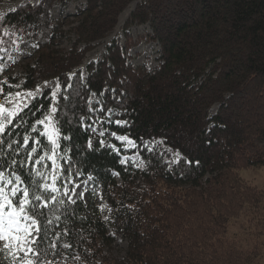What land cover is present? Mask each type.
Segmentation results:
<instances>
[{
    "label": "trees",
    "instance_id": "trees-1",
    "mask_svg": "<svg viewBox=\"0 0 264 264\" xmlns=\"http://www.w3.org/2000/svg\"><path fill=\"white\" fill-rule=\"evenodd\" d=\"M66 1L25 3L0 17V51L21 41L36 46L12 85L0 82L1 97L58 79L59 99L71 83L75 92L61 101L57 123L72 139L62 147L68 143L72 150L73 175L82 173L78 181L90 176L93 187L89 201L68 203L57 193L65 204H49L46 217L53 227L38 245L48 250L42 259L264 264V189L241 176L242 170L264 167V0H140L124 24V44L113 38L102 59L86 65V75L81 65L88 53L137 0H85L74 14L52 18L54 5ZM147 24L151 33L129 35L130 27ZM144 38L160 44L158 64L150 69L128 63V52ZM92 96L98 102L88 104ZM51 99L45 90L19 112L15 138L29 134L48 150L32 126L44 118ZM110 109L107 136L120 151L101 149L99 141L87 149L94 131L82 129L77 118L96 122ZM110 134L129 136L135 148L125 149ZM163 145L180 154L175 163L167 161ZM20 152L18 161L27 155ZM135 152L141 166L124 159ZM13 156L8 154L6 166ZM17 171L29 184L36 180L30 168ZM103 202L111 206L107 218L98 207ZM119 237L127 243L125 255L113 258Z\"/></svg>",
    "mask_w": 264,
    "mask_h": 264
},
{
    "label": "snow or ice",
    "instance_id": "snow-or-ice-1",
    "mask_svg": "<svg viewBox=\"0 0 264 264\" xmlns=\"http://www.w3.org/2000/svg\"><path fill=\"white\" fill-rule=\"evenodd\" d=\"M75 75V74H73ZM80 79H82V74ZM47 84V82H45ZM59 91V85L57 86ZM75 92L73 85H65L64 92L57 99V92H51L52 99L49 101L50 113L43 119H38L32 126V132L38 137H44L48 141L47 151H44L40 139H33L31 135L24 134L22 137L17 133L13 136V129L18 125L13 124L14 119H20V114L9 111L0 104V256L5 258L0 264H52V261H45L42 256L48 254V250H41L38 245L45 239L48 231H51L53 222L46 217L49 204L63 206L65 200L58 198L57 193L67 197L68 203H76V189H83L79 199L83 202L87 182L78 181L82 173L78 170L75 176L72 173L71 148L68 147L71 137L62 131L57 123L62 100H70ZM0 90V95H2ZM9 98H10V94ZM17 95H19L17 93ZM35 99V97H34ZM92 101L88 100V104ZM99 107V105H98ZM103 111V109H100ZM93 110L89 108L91 113ZM52 113H56L55 119ZM109 117L112 115L108 113ZM78 119V125L85 131L91 133L95 130L94 122L86 125L83 117ZM111 122V120H109ZM120 123V121H116ZM43 129L42 131L40 129ZM99 135L103 136L101 132ZM113 135V134H110ZM7 137V139H6ZM121 142L127 141V137H119ZM29 144L32 147L29 149ZM106 147L104 141H99V148ZM112 150L119 152L120 149L111 146ZM27 150L23 160H17L21 155L20 149ZM67 148V152L64 149ZM87 149H92L91 137L87 141ZM15 152V156L8 161L7 166L4 160L9 153ZM39 153V155H36ZM35 157V159L33 158ZM59 161V163H58ZM123 162V161H122ZM18 168H30L36 180L29 184L22 179ZM43 168L44 171H40ZM89 180L91 177L89 176ZM70 186V187H69ZM45 217L43 222L40 217ZM58 226V225H57ZM68 248L69 245H63ZM51 254H56V245H49Z\"/></svg>",
    "mask_w": 264,
    "mask_h": 264
},
{
    "label": "rangeland",
    "instance_id": "rangeland-1",
    "mask_svg": "<svg viewBox=\"0 0 264 264\" xmlns=\"http://www.w3.org/2000/svg\"><path fill=\"white\" fill-rule=\"evenodd\" d=\"M40 0H5L0 1V17L5 15L10 10H13L17 8L18 6L25 4V3H38ZM140 0H137L133 2L119 17L118 24L116 28L114 29L113 33L108 36L106 39L100 41L96 47L88 53L87 58L83 65H81V68L83 69V75H86V65L94 60L98 61L102 59L104 53L106 52V47L108 44H110L111 40L115 37H118L121 40V43L124 44L125 42V36H124V24L127 20V18L130 15L131 10L136 6V4ZM85 0H67L64 4H57L54 5V7L51 10V16L52 18L58 19V18H66L67 16H70L74 14L79 7L84 6ZM151 27L149 24L147 25H135L128 29L129 35L136 39L139 36L146 35L148 33H151ZM64 46L66 48H69L70 41L66 40L64 43ZM35 50L36 46L29 42V41H21L18 44H16L13 49L11 50H5L3 49L0 51V82L1 83H9V85H12L10 82L11 78H15L16 76H19L23 73L22 67L26 63H30L34 56H35ZM160 55V44L157 42H149L144 38L138 45L134 46L129 52H128V63L132 66H142L147 68H153L158 64V57ZM18 56H20V59L18 60ZM47 82V84H45ZM59 85V91H57V86ZM61 84L58 79H50L47 81H44L41 85L34 89H28V90H20L14 94L6 97L0 95V104L4 105L5 108H7L9 111L18 113L21 111L24 106H27L31 100L38 96L43 94L45 90L51 92L56 91L57 92V99L60 92ZM0 90H2V93L4 92L3 89L0 87ZM17 93L19 95H17ZM92 103L98 102V99L95 96L91 97ZM217 106L215 105L212 109V111L216 110ZM93 111L95 112V109L93 108ZM113 109H110L109 112H113ZM108 112V113H109ZM50 108L48 109L45 116L49 115ZM53 118L55 119V113H52ZM110 117L107 114V117L100 118L98 121L94 122L95 124V130L94 135L91 138V144L94 145L97 141H100L101 139L104 141L105 145H111L114 144L110 141L107 134L109 133L108 124ZM89 122L87 119H85V124L87 125ZM121 123V122H120ZM103 132L104 135L101 136L99 133ZM115 138L119 137H127L128 140L121 142L120 139H118L121 143H123L125 149H134L135 143L134 141L127 135H120V134H113ZM159 143L162 144L161 140H158ZM115 146V145H114ZM164 149L167 150V161L171 163H175L179 158L180 154L178 152L172 151L167 146L163 145ZM124 159H130L132 162L136 163V165L141 166L142 165V158L139 153L135 152L132 153L128 157H124ZM59 163V161H58ZM241 176L252 183L253 185L264 189V167L262 168H250L247 170L241 171ZM81 182H87V191L84 193L83 199L86 201H89L88 198V192L93 190V187L91 186V180H83ZM83 189V183H81V187L76 189V197L74 199L79 198V194L81 190ZM98 207L100 211L103 213V216L105 218L109 217L111 206L107 202L98 203ZM127 243L125 240L121 239L120 237L117 239L114 248L110 251V254L113 258H119L123 255H125Z\"/></svg>",
    "mask_w": 264,
    "mask_h": 264
},
{
    "label": "bare ground",
    "instance_id": "bare-ground-1",
    "mask_svg": "<svg viewBox=\"0 0 264 264\" xmlns=\"http://www.w3.org/2000/svg\"><path fill=\"white\" fill-rule=\"evenodd\" d=\"M101 101V100H100ZM118 119V118H117Z\"/></svg>",
    "mask_w": 264,
    "mask_h": 264
}]
</instances>
